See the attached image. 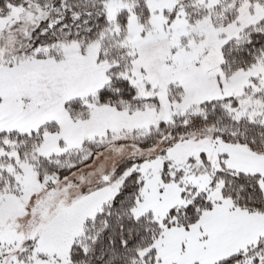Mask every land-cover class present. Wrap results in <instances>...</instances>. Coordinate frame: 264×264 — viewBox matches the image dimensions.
I'll list each match as a JSON object with an SVG mask.
<instances>
[{"label":"snow or ice","instance_id":"obj_1","mask_svg":"<svg viewBox=\"0 0 264 264\" xmlns=\"http://www.w3.org/2000/svg\"><path fill=\"white\" fill-rule=\"evenodd\" d=\"M0 264H264V0H0Z\"/></svg>","mask_w":264,"mask_h":264}]
</instances>
